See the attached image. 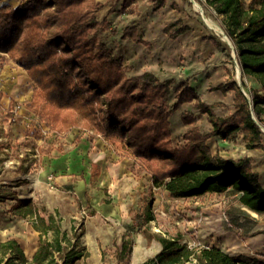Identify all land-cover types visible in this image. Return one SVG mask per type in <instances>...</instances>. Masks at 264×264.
Returning a JSON list of instances; mask_svg holds the SVG:
<instances>
[{
  "label": "trees",
  "instance_id": "1",
  "mask_svg": "<svg viewBox=\"0 0 264 264\" xmlns=\"http://www.w3.org/2000/svg\"><path fill=\"white\" fill-rule=\"evenodd\" d=\"M138 1L124 0L122 10L132 12ZM155 1L161 8L167 0ZM206 4L222 19L242 72L255 86L244 85L249 98L237 81L220 86L223 93H235L234 113L221 118L188 83L179 84L176 108L195 102L213 127L205 135L194 118L184 116L188 130L181 148L172 139L170 84L151 73L126 75L124 59L99 41L98 30L109 24L96 16L101 8L98 0H21L17 5L0 0V68L12 60L26 71L35 87L25 108L57 137L80 128L103 137L109 146L139 160L149 171L153 187L171 199L232 193L241 207L264 216V186L251 160L214 155L208 145L210 138L231 141L241 134L248 149L263 147L264 0H206ZM176 26L164 30L172 39L189 30ZM124 36L140 39L136 27L128 28ZM207 39L230 50L216 36ZM16 105L10 102V112ZM40 152L49 154L48 149ZM100 174L99 164L93 163L90 182L94 184ZM9 199L17 202L16 215L32 219L39 233L38 248L29 259L16 239L0 241V264H78L89 256L83 233L75 226L67 230L58 214L41 215L31 200L5 196L0 202ZM243 215L250 218L246 211ZM154 220L149 204L134 217L120 243L103 251V261L113 254L117 264H130L135 235L143 233L162 250L142 264H264L245 255L231 256L216 246L192 249L181 238L148 235Z\"/></svg>",
  "mask_w": 264,
  "mask_h": 264
},
{
  "label": "rangeland",
  "instance_id": "2",
  "mask_svg": "<svg viewBox=\"0 0 264 264\" xmlns=\"http://www.w3.org/2000/svg\"><path fill=\"white\" fill-rule=\"evenodd\" d=\"M98 1L101 8L96 16L100 22L106 20L109 24L98 30L99 41L113 55L124 59L126 75L134 77L151 73L159 82L170 84V126L176 148L186 144L184 135L188 126L182 121L184 116L194 118L205 135L213 128L208 116L200 113L195 102L176 108V87L179 84L188 83L221 118L234 113L235 93L231 90L223 93L218 89L220 86L237 81L241 91L250 97L244 85L252 88L255 82L244 76L222 19L207 6L206 0H167L161 8H157L155 0H139L132 12L122 10L124 0ZM244 1L249 3L250 0ZM9 2L17 5L19 0ZM172 24H178L177 28L187 26L189 30L172 39L164 32ZM130 27H136L139 41L124 36ZM208 35L216 36L230 50L215 47L207 39ZM34 87L30 78L16 66L3 68L0 72L3 93L0 100V197L31 200L43 216L58 214L65 229L71 230L75 226L83 233L87 250L112 248L115 238L120 235L118 227L127 230L134 217L143 213L149 204L155 220L147 234L181 238L183 244L212 245L222 229L240 238L264 233V216L253 215L241 207L237 196L232 193L171 199L167 193L153 187L151 175L141 162H125L128 158L123 154L128 153L109 146L103 137L81 128L57 137L25 108L31 101ZM11 100L17 102L12 112L9 110ZM260 127L264 133V124ZM208 145L214 155L234 160L249 158L254 171V165L260 164L261 172L258 173L264 186V140L263 147L258 149H248L241 134L231 141L213 137L208 140ZM40 149H48L49 154H42ZM68 153H74L79 161L87 153L89 161L100 163H104L108 156L105 165L111 168L108 170L110 175L118 172V176L114 175L108 182L100 179L92 184L86 159L83 168L71 175L72 180L67 179L70 176L66 173L58 176L48 171L52 159ZM118 162H121L120 166ZM16 203L12 199L0 202V241L16 239L27 258L31 259L39 233L31 218L14 213ZM244 211L250 214V218L243 215ZM135 238L148 240L151 244L148 251L153 256L158 253L160 246L154 238L150 240L143 233H137ZM138 245L142 249V243ZM141 261L134 258L130 264H140ZM78 264H117V260L113 254L103 261L89 253V257Z\"/></svg>",
  "mask_w": 264,
  "mask_h": 264
},
{
  "label": "crops",
  "instance_id": "3",
  "mask_svg": "<svg viewBox=\"0 0 264 264\" xmlns=\"http://www.w3.org/2000/svg\"><path fill=\"white\" fill-rule=\"evenodd\" d=\"M1 1L2 2H8V3L12 4V2H9L11 0H9V1L1 0ZM20 1L21 0H19L18 4L20 3ZM10 66H16L19 70H21L22 72H24L27 75L26 71L20 65H18L16 62H14L12 60H6L4 66L2 68H0V72L2 71L3 68H8ZM0 92L2 93L1 90H0ZM98 137L101 138L100 136H98ZM83 142H84L83 143L84 146H86V144L89 143L88 140H86L87 143H85V141H83ZM97 143H100V142L97 141ZM106 146H107V144H106ZM87 153H86V157L85 156L81 157V161H79L78 158L74 157L75 156L74 153L72 155H71V153L64 154V155L62 154L60 158H57L54 160L52 159V162H51V164H49V167L47 169L49 172H53V173H55V175H58V176L62 175L63 173H66L70 176V177H67V179L72 180L73 177L71 175L76 174L75 172H78V170H81L83 168L81 166H83L82 163L84 162V160L89 159ZM123 155H125L126 158H128V159H126L125 162H127V161L131 162L130 160L140 162L139 160L134 159L132 156H130L128 154L127 155L123 154ZM107 158H108V156L106 157V159H104V161H103L104 163L91 162L88 160V163H89V166H88L89 167L88 168L89 179L91 178V165L93 163L99 164V166L101 168V174H100V177L97 181H99L101 179L100 181L103 182V179H105V182H108L110 179H112L114 177V175H115V177L118 176V172H115L113 174V176L110 175V172L108 170H110L111 168H109V167L107 168L105 165V163L107 162ZM120 165H121V162H118V166H120ZM259 165L260 164L254 165V167H255V170L260 173L261 171L259 169L260 168ZM105 174H107V176H105ZM69 184H73V183H69ZM70 186L71 185H68V188L71 190ZM109 193H110V191H109ZM255 222L257 223V221H255ZM125 232H126V229L124 227H123V229L118 227V233H120V235L118 238H115L114 242L117 241L118 243H120ZM217 234H218V236H216L214 238L215 242L212 243V246H216V247L222 249L224 252H226L227 254H229L231 256L245 255V256H248L251 258H256V259L264 262V233L249 234L247 236H244L243 238H240L237 234L232 233L229 230L222 229L221 231H218ZM134 239H135V244H134V249H133V253L131 256L132 260L134 258H136V259L139 258L142 260L140 262V264H142L147 259L155 256V255L153 256L152 253L150 251H148V249L151 245L148 240H144V239L143 240H141V239L137 240L136 238H134ZM139 243H142V245H143V246H141L142 249L139 248L140 247L138 245ZM159 246L160 247H159L158 253L162 250V246L160 244H159ZM37 248H38V244L32 249L31 257L34 255ZM105 249L103 248V249H98V250H90V248H89L88 253H90L91 256L92 257L94 256L96 259H103V251Z\"/></svg>",
  "mask_w": 264,
  "mask_h": 264
},
{
  "label": "built area",
  "instance_id": "4",
  "mask_svg": "<svg viewBox=\"0 0 264 264\" xmlns=\"http://www.w3.org/2000/svg\"><path fill=\"white\" fill-rule=\"evenodd\" d=\"M189 247L192 248V249H194V248H201V247H205V246H201L200 244H198V245L193 244V245H189Z\"/></svg>",
  "mask_w": 264,
  "mask_h": 264
},
{
  "label": "bare ground",
  "instance_id": "5",
  "mask_svg": "<svg viewBox=\"0 0 264 264\" xmlns=\"http://www.w3.org/2000/svg\"><path fill=\"white\" fill-rule=\"evenodd\" d=\"M205 21V20H204ZM206 22V21H205ZM209 26V25H208ZM249 211V210H248ZM250 213H252L253 215H257L256 213H254V212H251V211H249ZM255 217V216H254ZM153 252V251H152Z\"/></svg>",
  "mask_w": 264,
  "mask_h": 264
}]
</instances>
